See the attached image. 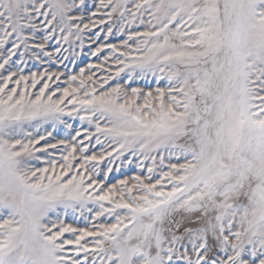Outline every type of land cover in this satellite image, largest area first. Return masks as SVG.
<instances>
[{"label":"snow or ice","instance_id":"obj_1","mask_svg":"<svg viewBox=\"0 0 264 264\" xmlns=\"http://www.w3.org/2000/svg\"><path fill=\"white\" fill-rule=\"evenodd\" d=\"M0 264H264V0H0Z\"/></svg>","mask_w":264,"mask_h":264},{"label":"rangeland","instance_id":"obj_2","mask_svg":"<svg viewBox=\"0 0 264 264\" xmlns=\"http://www.w3.org/2000/svg\"><path fill=\"white\" fill-rule=\"evenodd\" d=\"M89 2H90V0H89ZM86 63H88V57L85 56V57L80 61L79 65H78L77 67L83 66V65L86 64ZM148 85L154 87V86H155V81H154V80H146V81H143V82L141 83V86H142V87H144V86H148ZM61 134H62V129H61L58 133H56V135H57L58 137H59V135H61ZM125 174H128V173L126 172ZM113 175L115 176L116 174H113Z\"/></svg>","mask_w":264,"mask_h":264}]
</instances>
